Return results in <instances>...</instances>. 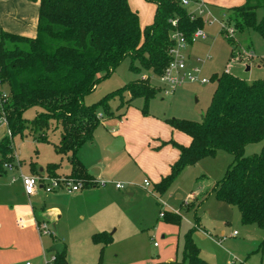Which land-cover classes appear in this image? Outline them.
I'll use <instances>...</instances> for the list:
<instances>
[{
    "label": "trees",
    "instance_id": "1",
    "mask_svg": "<svg viewBox=\"0 0 264 264\" xmlns=\"http://www.w3.org/2000/svg\"><path fill=\"white\" fill-rule=\"evenodd\" d=\"M146 1L155 5V11L153 21L143 28L128 0H39L34 38L0 30V77L8 90L5 112L10 132L0 139V172L3 163L13 162L11 140L15 135L29 128L37 141H47L46 130L55 124L60 127V135L54 149L67 156L68 175L91 180L78 151L92 140L103 114L118 118L124 114L113 115L109 101L115 97L121 100L126 92L128 99L115 110L126 109L133 99L141 97L146 112L149 100L160 90L147 76L106 93L97 102L85 104L84 97L125 58L130 60L131 71L145 70L159 76L170 60L172 20H176V29L188 44L192 43V33L204 26L202 17L194 16L181 0ZM260 7H264V0H245L229 9L225 22L238 33L252 27L264 36V17L255 23ZM225 38L236 43L232 36ZM211 80L216 86L200 121L165 119L191 141L188 146L173 140L161 142L176 147L179 156L154 188L161 194L185 167L219 151L226 152L233 160L212 186V192L216 199L237 208L242 223L255 224L264 232V80L247 82L226 72L213 75ZM32 107L39 111L26 119L23 114ZM256 142L262 143L260 151L245 156V146ZM58 167V163L46 165L50 175ZM179 220L176 214L168 218L177 224ZM195 220L196 225L183 237L181 264H208L191 238L198 227L197 216ZM91 240L102 252L111 236L99 232L92 234ZM53 254L54 264L66 263L65 248Z\"/></svg>",
    "mask_w": 264,
    "mask_h": 264
},
{
    "label": "rangeland",
    "instance_id": "2",
    "mask_svg": "<svg viewBox=\"0 0 264 264\" xmlns=\"http://www.w3.org/2000/svg\"><path fill=\"white\" fill-rule=\"evenodd\" d=\"M130 3L132 7L142 12L143 19L148 18L152 13L153 3L151 2L130 0ZM223 14H228L227 9L205 7L202 17L206 20L203 31L207 38L192 42L186 49V52L190 54L187 67L198 66L200 75L210 79L209 82L205 84L185 83L168 94L164 91H157L149 100L146 112L143 111L144 100L141 97L133 99L128 109H136L143 117L156 119L163 124H166V118L200 121L216 86V81L211 80L213 75L227 72L247 82L255 79L264 80V36L251 27L242 33L235 30L232 37L236 43L228 42L225 32H221L220 20L223 19ZM263 17L264 7L256 9L255 23L258 24ZM138 21L140 23L139 13ZM129 62V58H125L109 77L100 81L93 91L84 97L83 102L85 104L97 102L106 93L137 78L147 76L150 77L153 86L160 87L156 76L145 70L131 71ZM247 67L250 69L247 70ZM128 96L124 92L121 100L115 97L109 101L113 115L125 110L124 107L119 111L115 109L121 101L124 103ZM38 111L39 108H29L23 116L26 119H32ZM108 117L102 115V119ZM156 125L158 126L156 130L163 129L160 124L148 123L140 127L139 134L130 135L128 141L137 150L134 158L131 157L129 151L128 153H110L107 147H103L106 151L104 153L107 154L106 156L100 155L99 160L100 163L105 164L104 179L107 180V184L94 186L99 187V190L104 189L102 191L112 197L114 195L112 182L120 181L125 184V188L119 191L124 193L126 203L122 206L121 200L119 201L120 206L128 211V214L124 216L116 210L114 217L116 226L108 227V233H113L111 244L105 246L100 252L99 245L90 243L87 237L81 235L84 222L78 217H73L72 221L62 218L55 226L50 224L52 233L66 247L67 262L65 264H181L183 237L190 228L196 225L195 216L198 217V227L192 232L191 238L199 249V256L208 264H264V232L255 224L242 223L237 208L216 199L210 187L211 183L214 184L223 177L233 160L232 155L219 151L216 156L204 157L185 167L160 194L154 186L161 178L157 182L153 181L152 174L148 172L153 166L152 153L154 152L151 149L153 141L152 138L147 141L145 137ZM110 129L111 124L102 120L95 130L96 139L107 137L111 134ZM2 131H5L4 135H7L5 125L0 126V135ZM46 134L47 141H37L36 134L29 128L25 129L22 135H15L11 140L14 158L10 164L19 165L21 161L18 171L21 170L23 173H28L31 162L35 168L45 167L48 163H58L62 171H68L67 157H61L54 149V144L59 139L60 127L54 124L46 130ZM145 139L146 141H143ZM261 146V142L247 144L244 148V155L258 153ZM81 153L84 157L87 153V157L94 158L92 148L88 143L82 146L79 155ZM136 157L138 158L137 163L135 162ZM11 175L12 173L8 171L2 173L0 177V183L4 185L3 192L9 193L11 197L9 200L6 196L0 199V205L6 207L5 219L7 221L12 220L11 216L12 218L15 216L14 208L17 205L15 199L21 190L20 181L10 182ZM144 179L148 180L149 185L144 186ZM199 186L202 188L200 191L203 195L194 205L193 201L188 198V194L194 193ZM132 189L135 195L126 196V193ZM160 212H163L162 217ZM171 214L179 216V224L168 221ZM125 223L129 224V230L124 228ZM117 227L118 231H114ZM233 231H236L238 235L233 236ZM50 239V235L43 238L48 242ZM35 254L34 250L26 249V247L16 248V252L10 254V260H13L10 264L26 262L44 264L45 258L53 255L46 251L40 255Z\"/></svg>",
    "mask_w": 264,
    "mask_h": 264
},
{
    "label": "crops",
    "instance_id": "3",
    "mask_svg": "<svg viewBox=\"0 0 264 264\" xmlns=\"http://www.w3.org/2000/svg\"><path fill=\"white\" fill-rule=\"evenodd\" d=\"M201 3L207 6L213 7V9H221L229 11L230 8L240 6L244 4L245 0H198ZM129 4L131 9L135 11L137 14L139 13L140 28L150 24L152 22V16H154L155 5L153 4L151 14L148 18H142V12L138 9L132 7L130 0ZM190 10L194 8V5H190L188 7ZM39 12V0H0V30L16 34L28 38H34L36 35V26ZM207 38V37H206ZM188 47L190 46L187 45ZM187 49V47H186ZM184 51V55L187 59L190 58V54ZM249 68V67H247ZM250 69V68H249ZM248 69V70H249ZM129 107V106H128ZM128 107L124 110V114L118 117H108L103 119L105 123L111 124V134L102 139H96L95 130L93 132L92 140L87 142L92 148V154H94V158L90 159L87 157V153L84 155L81 153L78 158L82 162L87 174L90 179L97 180L102 179L105 180L106 176L105 164L100 163V155L106 156V151L103 150V147H108L114 139H120L122 143V147L118 151L110 152H130L131 157L134 158L135 154H137V150H135L128 139L130 135H134V133H140L139 129L142 125H146L148 123L152 124H160L163 128L161 131L156 130L158 126L152 127L149 132L145 135L147 141L149 138H152L153 144L151 149L154 153H152L153 163L150 168V174L153 176V181H158L164 175L168 174L170 171L171 165L177 160L179 156V150L171 144L162 145V141L173 140L179 145L188 146L190 144V137L174 128L170 125L163 124L156 119H152L149 117H143L136 109H131ZM168 126V127H167ZM5 131L1 132L0 137L4 135ZM5 136V135H4ZM1 137V138H2ZM154 137V138H153ZM0 138V139H1ZM143 140V141H146ZM82 148V147H81ZM80 148V149H81ZM149 148V147H148ZM103 150V153H102ZM91 154V155H92ZM133 155V156H132ZM66 156V155H60ZM67 157V156H66ZM97 157V158H96ZM101 159V158H100ZM68 160V159H67ZM138 161V158H135ZM19 165L17 169L10 171L12 173L10 177V182H15L16 180L20 181L18 175L19 173H23V171L18 169L20 168L21 161H19ZM32 163V162H31ZM69 163V162H68ZM137 163V162H136ZM47 165V164H46ZM2 172H0V177L2 173H6L9 170H6L3 166ZM17 171L19 173H17ZM15 172L17 174H15ZM70 172V165L68 171H62L61 166L54 171V175H68ZM23 174H49L45 167L29 166L28 173ZM12 177L16 179L12 181ZM106 184H107V180ZM114 181V180H110ZM109 181V182H110ZM21 182V181H20ZM105 184V185H106ZM113 184V182H112ZM214 184H210L212 188ZM0 199L3 196H6L9 200L11 197L9 193L3 192L4 185L0 183ZM113 187L115 188L114 184ZM114 195L110 197L106 192L99 190L97 186H88L85 189H81L78 192L67 194L63 191H56L53 193H44L42 189H39L37 193L33 196L27 197L23 194L22 184L21 190L14 208L15 218L7 221L5 219V206L0 205V264H10L13 260H10V254L16 252V248L26 247V249L34 250L36 252L35 255H40L41 253L49 252L53 254L51 251L52 247L56 243H60L63 245V248L66 247L62 243V241L58 240L53 233L51 235V239L48 241L43 240V238L47 235H40L37 230V224L41 222L47 223L50 228V224L53 226L58 223L62 218H65L66 221H72L73 217H78L80 220L84 222V229L81 228V235L87 237V240L90 243L95 244L91 240V236L94 233L105 232L109 236H111V244L113 242V233H108V227L116 226L115 216L116 210L117 212H121L122 215H127L128 211L124 210L122 207L126 203V199H124V193H121L119 190L121 189H113ZM118 190V191H117ZM202 188H196L194 193L190 192L188 194V198L192 200V204L196 205L199 201L202 192ZM8 195V196H7ZM134 189L129 190L126 193V196H134ZM198 199V201H197ZM121 205L120 206V201ZM199 205V204H198ZM231 206V205H230ZM233 207V206H231ZM124 211V212H123ZM124 228L129 230V224L125 223ZM51 229V228H50ZM118 231V227L114 230ZM234 232V231H233ZM232 232V235H233ZM237 232L233 236H237ZM108 244V245H109ZM99 245V244H97ZM100 246V245H99ZM46 257V256H45ZM47 258H45L46 260ZM204 260V259H203ZM205 261V260H204ZM67 262V260H66Z\"/></svg>",
    "mask_w": 264,
    "mask_h": 264
},
{
    "label": "built area",
    "instance_id": "4",
    "mask_svg": "<svg viewBox=\"0 0 264 264\" xmlns=\"http://www.w3.org/2000/svg\"><path fill=\"white\" fill-rule=\"evenodd\" d=\"M182 6L189 7L194 5V8L191 10V13L194 16H200L204 14L205 5L198 0H181ZM227 15L223 14V19L220 20L221 29L224 30L226 36L234 35V28L230 25H227L226 20ZM203 19V17H202ZM203 22L206 23V20L203 19ZM211 23V21L209 20ZM173 30L170 32V39L173 41L172 47L169 50L170 60L164 68L163 72L157 76L158 82L160 84V91H164L166 94L173 92L176 88L182 86L185 83H208L210 79H207L200 75V68L194 66L192 68L187 67V58L184 55V51L188 45L184 36L180 31L176 29V20L171 21ZM207 36L203 31V28H197L191 36V41H197L198 39H205ZM227 73V72H226ZM8 99V90L0 77V126L5 125L7 127V134L10 135L7 118L5 112V105ZM17 165L6 163L4 168L6 170L12 171L17 169ZM23 189V194L27 197L33 196L37 193L39 189H42L44 193H53L56 191H63L67 194H72L80 191L81 189L88 186H104L106 184L105 180L97 179L90 181H85L83 179H75L69 175H49V174H23L19 173L18 175ZM16 178L12 177V181ZM116 189H124L125 184L120 181L113 182ZM144 186L149 185L148 180H143ZM29 187L32 188V191H29ZM160 216H163V212H160ZM37 230L40 235H53L51 229L45 222L37 224ZM236 234V231L233 232V235ZM221 241V240H220ZM55 256L54 254L47 258L44 264H54ZM24 264H30L26 262Z\"/></svg>",
    "mask_w": 264,
    "mask_h": 264
},
{
    "label": "water",
    "instance_id": "5",
    "mask_svg": "<svg viewBox=\"0 0 264 264\" xmlns=\"http://www.w3.org/2000/svg\"><path fill=\"white\" fill-rule=\"evenodd\" d=\"M249 68H247L248 70ZM122 147V143L120 139H114V141H112V143L107 147V150L109 152H114V151H118L120 150ZM63 250V245L60 243H56L53 245L51 251L55 252V253H61Z\"/></svg>",
    "mask_w": 264,
    "mask_h": 264
},
{
    "label": "clouds",
    "instance_id": "6",
    "mask_svg": "<svg viewBox=\"0 0 264 264\" xmlns=\"http://www.w3.org/2000/svg\"><path fill=\"white\" fill-rule=\"evenodd\" d=\"M29 191H32V188L31 187H29V189H28Z\"/></svg>",
    "mask_w": 264,
    "mask_h": 264
}]
</instances>
